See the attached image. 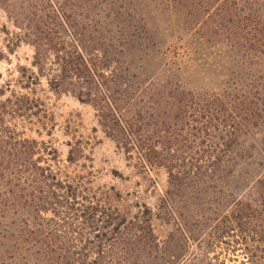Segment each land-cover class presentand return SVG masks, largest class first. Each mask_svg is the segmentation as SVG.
Segmentation results:
<instances>
[{
  "label": "trees",
  "instance_id": "obj_1",
  "mask_svg": "<svg viewBox=\"0 0 264 264\" xmlns=\"http://www.w3.org/2000/svg\"><path fill=\"white\" fill-rule=\"evenodd\" d=\"M0 7L33 47L29 83L91 105L128 159L164 175L154 210L128 216L23 137L46 118L38 98L0 89V264H264V0Z\"/></svg>",
  "mask_w": 264,
  "mask_h": 264
},
{
  "label": "rangeland",
  "instance_id": "obj_2",
  "mask_svg": "<svg viewBox=\"0 0 264 264\" xmlns=\"http://www.w3.org/2000/svg\"><path fill=\"white\" fill-rule=\"evenodd\" d=\"M158 18L164 23L169 21L167 17ZM107 21H103V33H120L114 22ZM161 26L166 32L170 31L169 25ZM18 33L20 30L0 7V89H4L5 96L10 91L30 94L41 101L46 111L42 121L33 118L32 123L18 126L23 137L46 142L56 150L55 159L50 161L54 168L59 167L70 177L81 174L99 196L103 198L104 195L108 204L128 216L137 214L144 204L154 210L158 203V188L164 183L163 173H146L138 168L135 159H128L105 136L91 105L70 94L53 91L44 76L29 83L26 77L36 72L32 65L33 47L16 41ZM70 144L82 151V154L76 151L73 162L67 160ZM152 224L159 237L169 229L157 219H153Z\"/></svg>",
  "mask_w": 264,
  "mask_h": 264
}]
</instances>
